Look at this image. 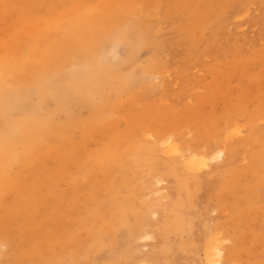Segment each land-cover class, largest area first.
Wrapping results in <instances>:
<instances>
[{
	"label": "rangeland",
	"instance_id": "obj_1",
	"mask_svg": "<svg viewBox=\"0 0 264 264\" xmlns=\"http://www.w3.org/2000/svg\"><path fill=\"white\" fill-rule=\"evenodd\" d=\"M250 1L249 11L238 14L237 8L247 0H0V58L12 52L7 50L5 41L17 38L20 28L25 29V24H30L37 32L35 38L46 31L64 35L59 43L42 42V48L36 49L37 54L44 52L50 63L61 67L81 69L86 64L79 51L82 46L91 42L93 33H96L94 39L108 33L110 25L107 22L112 16H122L129 19L124 26L138 25L133 27L135 31L151 25L157 28L155 38L162 43L157 61L165 60L161 72L152 81L155 86L137 87L129 92L122 90L116 94V102L105 105L100 119L82 129L68 128L60 132L58 139L45 141L39 136V148L12 165L0 188V264H33L34 259L37 260L34 264H41L35 254H42L48 245L53 248L79 245L68 239L70 236L83 237L87 231L80 219L83 212H87L88 207H91V214L100 211L92 199L86 202L84 209L80 203L73 204L82 196L75 191L93 183H105L96 156L109 151L120 152L137 161L136 166L124 172L125 190L116 198L119 203L126 200L133 211L127 215L107 206L103 217L106 216L109 223L124 226L127 221L135 220L142 206L150 205L154 209L149 220L155 225L162 223V216L168 212L165 207L169 209L175 198L173 195H177V185L163 170L159 173L153 170L149 147H158L163 168L176 160L165 155L155 142V138L166 132L173 134L182 149L195 145L196 148L202 146L200 151L207 150L206 147H224L235 152L211 174L208 169L201 172L202 176L188 174L205 177L196 190V206L190 215L194 220L192 228L186 224L172 236L162 228L148 229L150 240H136L135 259L124 257L118 262L126 264L130 259L136 262L148 254L152 259L145 264H204L205 257L198 250L194 237L201 240L212 234L209 228H217L231 264H264V188L257 196L261 206L251 205L245 210L238 207V201L251 197L245 183L254 184L251 182L253 171L257 170L258 161L261 166L264 161V0ZM17 2L20 5L30 3L34 11L21 12ZM94 2L98 3L97 7H93ZM207 9L212 15L210 28L193 26L194 41L186 27ZM220 11L227 19L225 24L218 16ZM71 15L92 19L94 31L66 32ZM8 30L18 34L10 37ZM100 50L107 55L111 48H99L97 52ZM58 53L62 54L57 56ZM151 54L152 49L148 47L131 59L128 50L119 49L117 57L111 61L116 68L109 72L129 77L130 69L137 67V63H146ZM39 55L34 62H38ZM27 70V67L20 68L22 75H26ZM17 78L16 73L10 74L12 82ZM12 86L10 83L8 88ZM110 89L108 86L103 91ZM40 113L45 115L47 111ZM79 117L87 120L89 112L82 110ZM235 128L241 129V135L227 136V130ZM124 141H130L125 150L122 149ZM180 170L186 171L182 167ZM121 180L122 176L118 182ZM224 181L229 188L222 190L226 188L222 184ZM106 190L102 184L94 191L105 195ZM47 194L58 198L55 208L37 206V214L30 219L31 200ZM13 200L14 205L8 207ZM65 207L69 215L63 212ZM155 209L159 211L157 214H153ZM76 213L80 215L74 219ZM33 229L35 239L29 241ZM106 237L110 245L114 240L113 232ZM29 242L32 252L22 255L21 251ZM168 246L174 250L167 252ZM82 248L83 245L79 248L80 257H84ZM115 248L118 250L122 246ZM111 250L112 247H100L92 255V261L85 257L81 264H99L109 259L114 252Z\"/></svg>",
	"mask_w": 264,
	"mask_h": 264
},
{
	"label": "bare ground",
	"instance_id": "obj_2",
	"mask_svg": "<svg viewBox=\"0 0 264 264\" xmlns=\"http://www.w3.org/2000/svg\"><path fill=\"white\" fill-rule=\"evenodd\" d=\"M17 3L20 5L19 2ZM245 3L243 4L244 6L242 5L243 7L237 8L238 14H246L249 11L248 4L251 1L247 0ZM97 6L98 3L94 2L93 7ZM20 7L21 12L23 10L34 11V6L30 3L22 4ZM222 14L223 12L220 11L218 16L222 17ZM211 16V10L207 9L205 13L194 17L192 22L188 23L186 32L194 41L196 39L191 33L193 26L199 29L209 27ZM25 17L28 18L29 16L26 15ZM69 18L70 22L66 32L85 29H89L91 32L94 31L95 23L89 17L71 15ZM222 18V22L225 24L224 22L227 19L225 17ZM128 22L129 19L127 17L112 16L111 21L107 22L108 26L110 25L108 33L102 34L96 39H94L96 33H93L91 42L84 44L79 50L86 62L81 69L61 67L55 62L50 63L48 60L49 56H46L44 52L41 55L36 53V49L42 48V42L47 44L59 43L64 39V35L60 36L46 31L35 38L34 34H37V32L31 29L30 24H25V29L23 27L20 28L21 34L18 36L19 38L5 41L7 50L12 52L0 58V188L9 175L12 165L18 160L26 159L34 150L39 148L40 138L45 141L58 139L60 132L64 133L68 128L82 129L94 123L103 116L106 104L117 101L115 98L116 94L119 95L122 90L129 92L137 87L147 89L155 86L152 81L155 75L161 72L160 70L165 63V60L157 61L160 53L159 49L162 45L155 38L157 28L151 25L140 28V31H135L133 27L138 25L129 23L128 26H124V23ZM7 33L10 37L18 34L12 32V30H8ZM183 34L186 36L185 33ZM63 46H66L65 43H63ZM104 47L111 48L107 55L101 50L97 52L99 48ZM148 47L152 49L151 56L143 65H138L139 63H137V67L131 68L128 72L129 77L113 75L109 72L116 68V65L111 61L117 57L119 49L128 50L129 57L134 59L140 50ZM72 50L77 51L76 49ZM61 54L58 53L56 55L60 56ZM38 55V62H34L33 59ZM99 63L101 64L99 65ZM21 67L28 68L26 75H22ZM12 73L17 74L18 82L10 80V74ZM10 83H13V86L8 88ZM108 86L111 89L103 91ZM34 97L38 100L35 101ZM51 103L54 104L53 107H51ZM85 109L89 112V118L81 120L79 117L80 112ZM41 111H47L45 114L47 116L42 115ZM226 133L227 136L236 134V137H239L241 129L227 130ZM155 142L163 148L165 155L176 159L166 163L163 168L160 163L159 151L156 149L158 147L156 145L155 147H149V159L153 170L156 173L163 170L164 175L177 185V195H173L175 198L169 209L165 207L168 212L162 216V223L155 225L149 220V214L154 209L150 205L142 206L141 211L135 215V220L127 221L124 226L115 225L116 222L109 223L106 216L103 217L106 209H108L107 206H112L114 211L127 215L133 211L126 203V200H124V203H119L116 198L125 190L126 179L124 172L136 166L137 161L135 158L130 159L128 156H123L120 152L109 151L102 153L96 156V160H100L98 163L99 170L104 172L105 183H93L85 189H82V187L77 188L75 193L82 195L81 199L77 198L76 201L72 202L73 204L80 203L79 206L84 209L87 207L86 202L92 199L100 211L98 214H91L89 211L91 207H88V211L83 212V216L80 218L82 219V225L87 228V231L83 234V237L70 236L68 239V242L74 243L75 240L81 247L83 245L84 257H80L81 249H79V245L73 244L71 248L61 245L58 248H53L48 245L42 254H35V256H39L41 264H81L82 259L85 257H90L92 261V255L100 247H112L111 251L114 252L109 259L101 261L99 264H120L118 262L120 258L133 257L135 259L138 248L136 240H150V229L162 228V230H166L172 236L177 233L181 226L183 228L186 224L190 228L194 226V220L190 217L191 210L196 206V190L202 186L205 177L196 178L189 175L193 173L202 176L201 172L205 169H208V174H211L214 170H218L221 167L220 164L223 161L226 162L235 151L224 147L210 149L204 145L207 148L204 151L199 150L202 146L196 148L195 145H187L182 149L171 132H166L161 137L155 138ZM129 144L130 141H124L122 149L128 148ZM258 164L259 166H256L257 170L253 171L251 182L254 184L245 183L246 188L248 187L251 192V197L238 201V207L242 210L251 205H262L257 196L259 193L261 194L264 188V161H262L263 166H261L260 161H258ZM214 165L216 166L212 168ZM181 167L186 171H181ZM234 175L237 177V174ZM120 176H122L121 183L118 182ZM102 184L107 188L105 195L96 194L94 190ZM222 184L226 187L222 190L229 188L226 181ZM144 189L147 190L148 187ZM90 194H93V196ZM53 196L54 194H47L44 198L32 199L31 206H33V209L28 212L29 218L32 219L37 214V206L54 209L58 198ZM13 205L14 200L8 204V207ZM158 209L161 211L160 208ZM63 212H68L66 207ZM71 212L73 215L74 211L71 210ZM158 212L155 209L153 214ZM69 214L70 212L67 215ZM62 215L64 217V214ZM79 215L76 213L74 219L79 217ZM97 217L103 218L95 219ZM203 226L207 228L206 220H203ZM209 230L212 231L210 236H204L201 240L194 237L195 242L197 243L198 241L196 244V246L198 245V250L205 257L204 264H231L232 260L227 256V248L220 240V232L217 228H209ZM34 232V229L31 230L29 241L35 239L33 237ZM112 232L114 240L113 242L110 241L111 244L109 245L106 235H111ZM203 234L205 235L206 233L203 232ZM40 243L43 248L41 240ZM116 245H120L122 248L117 250L115 248ZM32 249V244L29 242L21 251V254L29 255ZM165 250L169 252L173 251L174 248L168 246ZM1 253L2 251H0ZM151 256L153 257V254ZM143 257V259L136 262L130 259L126 261V264H145L146 260L152 259L148 254ZM36 262L37 260L34 259L33 264Z\"/></svg>",
	"mask_w": 264,
	"mask_h": 264
}]
</instances>
